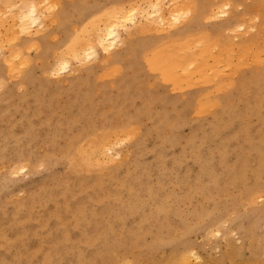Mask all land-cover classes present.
Segmentation results:
<instances>
[{
	"label": "bare ground",
	"instance_id": "1",
	"mask_svg": "<svg viewBox=\"0 0 264 264\" xmlns=\"http://www.w3.org/2000/svg\"><path fill=\"white\" fill-rule=\"evenodd\" d=\"M203 1H206L207 3L204 5V3L201 4V2H199L200 4L193 6L191 4H195V0H169L166 3H163L162 0H124V2H121L122 4L112 3L110 4V6L109 4L107 6H103L102 3H105V0H103L100 4V7L98 8L99 10L79 17V20H81L82 22L85 20L83 25H81L80 23V25L83 26L80 35L74 37V40H71L72 43H69L70 45L68 44L69 46L67 45V48L65 47L66 51L64 53L62 52V54H58V56L54 60V63L52 64L53 66H51L52 68L50 69L49 74L51 73L54 77L61 73L73 74L76 71V65L80 66V64L82 63L85 64L86 62L93 60L97 64L106 63L110 59L109 57L113 49H115V47H117L118 45H122L123 40L126 38V36L131 37L139 34H148L152 36L155 34H163V37L154 39L152 43L149 42L151 46L147 45V49H152L153 47L156 48L157 45L162 44L154 52H151L150 58L153 61V65L155 66V68L161 73V75L163 74L167 78L166 81L171 80L173 82V85L177 88H182L183 86H187L190 84L194 85L205 83L206 81H213L216 84L215 86H218L219 88L220 81L222 80L221 78L223 75H225L224 70L226 68H229L230 70H228L234 73L236 72V67H238L240 64L243 63L244 65H247L244 63L247 58L251 57V60L253 62L256 61V59L260 58L258 53H260L262 50L258 52L259 48L254 46L255 38L250 35V32L259 23L254 22L255 20L253 16H250V14L249 16L245 17V15H243V17H241L240 19H235L238 17V13L233 14V6L238 0ZM45 5L46 3L44 2V0H0V25L3 27L4 23L6 22L8 26H4V33L0 29V32H2V34L0 33V57H4V60L6 62H10L12 59H16V68L18 69V73L21 71V68L26 66V62L19 51H14L11 54V51L13 50H8V46L11 47L15 45L21 34L24 35L23 41H25L26 39H28L26 35L36 34L44 30L45 28H47V23H55L54 18H52V20L50 19L49 22H47L46 18H49L51 16V13L47 12L49 11V9ZM256 10L257 8H255V11ZM259 10H262V13L264 14V5H260L258 11ZM59 13H61V11ZM195 17L197 20L199 19V17H201L200 20L210 22H215L218 19H222L223 21L219 25H211L209 30L207 31H196V29H194L193 27V23L197 21ZM60 23L61 26L64 25L62 21H59V24ZM260 23H264V17L261 18ZM1 26L0 28H2ZM59 27L60 26H58L57 28ZM121 31L123 33V37L121 35ZM225 31L230 34L229 36H232L230 38H236L238 35H244L246 38H244L242 41H238L240 43L236 49V47H232V43H230L231 41L227 40V38L229 37L223 36V32ZM161 40H164V42H162ZM262 52L264 53V50ZM249 61L247 63H249ZM259 64H261V62ZM256 65L258 66V64ZM11 67L15 68V65L14 67ZM240 69L242 70V68ZM77 71H80V69ZM236 77H238L237 74ZM136 80H138V78L135 75L132 82L135 88H133L132 90H130L129 88H125V91L129 92L130 95H134L136 92L138 96L141 97L142 104L140 106H136L134 114L128 115L124 120L120 119V124L116 126L109 125L112 119H116L119 117L118 112H116L115 110L111 112V110L109 109L107 110V115L109 116L108 124L101 128L94 127L90 113H83L78 117H84L86 119L85 126L75 132L71 130V123L67 121L60 123L62 120H60L56 125H48L50 127V134H47L42 139L41 137H39V132L36 131L34 139H38V141L41 139L48 145L52 146V148H56L57 141L59 139H63L65 138V136L67 137V140L63 146H60L58 142V153H60V157L65 158V168L67 172L62 176L55 178L56 183L54 186H44V189L42 188L43 190H41V193H31V195L26 194L25 196L20 198V201L16 203L10 211H5V208L3 210L0 209V264H128L129 262L135 264L136 261L132 255L134 253L132 248L136 247V241L138 239L146 235H149L156 245V250L153 254V258L151 257V252L150 256L146 254L147 257L149 256L150 258H152L151 261H153L151 264H196L199 256L195 254V252H193L194 250L192 251L191 249V251H189V247H186L190 241L186 243L187 245L185 246L184 244L181 245L180 243L178 244L181 245L180 247L173 246L171 244L173 240L162 239L160 237L161 233L160 235L158 233V230L160 229H155V221H157L158 219H161L163 221L165 218L172 215L170 214L171 211H174L175 213V210H171L168 215V211L172 206L169 205L174 201L176 204V200L171 202L169 205H167L164 199H159V201H156L157 197L155 189L159 191V189L162 188V184L156 183L159 184L157 188H154V186L152 187L151 184H149L150 177H148V181L146 178L148 175V170L150 169L144 166L146 163L143 165L144 167L141 165L142 168L139 169V167V170L137 169L138 171L133 170L136 171L135 173L132 171L133 175L127 174L126 176L124 175L125 177L123 178L118 176L119 173L117 171V165L127 154L122 155V152H119L117 150L118 148L116 147L123 141L132 138L136 131L134 130L135 123L138 122L137 120H139L141 115H148V117L153 116L152 122L156 124L155 131L158 135H156V137H158V141L160 140L161 143L165 141H171L169 135L165 133L166 129H170L173 131L176 129L171 116L162 114L152 109V106L154 105L152 104L151 95L154 94L151 92V87H145L141 88L140 90L133 91L134 89H136ZM79 82L73 83L72 86H79ZM240 82L242 83V85H244L242 86L243 90L241 88H238L239 94L242 97L241 100L243 102V107H241V105L238 106V108L241 107L243 111L242 113H240L241 111L236 112L237 123L230 122L226 126V128L220 129H231L228 134L226 132V134L221 135L220 138H224L226 142L230 140L228 143H230L232 140L236 141L237 143H241L242 140H240V135H245L243 141L248 145L249 148L246 157L240 160V162L242 163L241 165L243 166V168H247L246 163L249 161V159L257 158L256 164L252 168L253 171L250 173L254 180H252L251 183L244 181L245 179H247V177H243L245 169H240L238 171H241L243 174V179L239 178L235 165L227 161V156H229L227 155V146H222V149L220 150L221 165L220 167H218V169L220 168L219 171L215 170V164L214 166H211L209 161V163L203 166L201 165L199 175L195 176L193 182L190 181L188 176L185 177L183 173L182 174L184 177H181L182 175L180 176L181 178L178 177L180 178V181L177 182V184H182V186L186 188L188 193L192 190H194V192L198 191L200 192V195L203 196V198H208L213 205L217 204V200L219 199L218 197H220L222 194H225L224 191L227 188L226 186H229V184L237 188V197L242 199H252L256 195H259L258 193L260 191H263V186L261 185L258 178V173L255 172L254 168L263 167L264 169V150L261 147L264 143L262 142L264 140V130L262 131L260 129L259 135L255 139H252V137L250 136L251 128L243 119V113L247 112L248 109H250V107H248L249 103L246 100V97L243 96L246 94V83H248V81L247 79L241 78ZM119 83H122V80H120ZM250 87H252L251 84L249 85V88ZM118 90L122 89L118 88ZM261 95H264V93ZM2 97H0V102L1 100L3 101ZM163 99L164 98H161L160 100ZM251 99L252 98H250V101ZM66 101L70 103V107H72V109L75 106H79V104L81 103L77 101L75 104H72L70 98H67ZM144 107H146V109H144ZM232 108L233 107L231 105L224 104L220 110V117L227 118L228 115H225V113H227ZM255 108L251 109L259 115L263 114L260 109ZM261 109L264 111V107H261ZM125 111V109L122 110V112ZM64 119L74 121V119L70 116H66ZM50 120L51 119L48 118L46 122L48 123ZM147 129L149 130V128ZM152 129H154V126L150 130L152 131ZM27 132L29 134H32L31 136L33 137V133L35 131L34 129H31V126H28ZM147 135L145 134V137H147ZM31 136L29 135L28 137ZM145 137L143 138L142 135V140L145 139ZM12 138H14V136H12ZM140 138H138V140ZM10 141L6 139L4 145L8 146L10 144ZM219 141L222 142V140ZM219 141L218 148H216L217 150L222 145ZM133 145H135V142ZM1 148L4 151L6 146H2ZM12 148L17 154V157L15 159V166L11 170V174L16 175L17 172H19L20 170L23 172V170H25L27 167V164H25L23 161H28L27 156H29V154H26L25 152L27 151L28 153L29 150L31 152H35V147L32 144H29L27 146V150H22L20 152H17L14 144ZM158 148L159 147L157 146V149ZM139 151L141 150L139 149ZM49 152L51 153V150H49ZM141 152L143 153V149ZM141 152L140 154H138V156L141 155ZM132 153L137 154V151ZM44 154L42 155L41 153V157H35L34 161L36 163H45L48 157L46 155L44 157ZM140 157L141 156H139V158ZM160 157L161 155L159 154L156 157L158 160L154 159L156 162L155 168H157V170L161 174L160 176H158V178L163 175L162 169L168 167V163L167 165L165 164L167 166L165 167L163 162L161 161V158L163 159V157ZM1 158H3V154L0 153V159ZM136 158L137 157H135V159ZM130 159L131 158L127 159V161H129ZM131 160L133 161V159ZM131 160L129 162H131L132 166L134 163L137 164L139 162L138 161L136 163L135 160L133 163ZM201 161L203 162L204 160ZM122 162L126 161L124 160ZM204 162L202 164H204ZM237 162L239 161L237 160ZM22 163H24L26 166L21 165ZM196 163L198 164V162ZM171 165L173 164H170V166ZM104 166H108L111 168L109 172L110 178L108 177V181L106 180L108 179L107 175H105L106 178H104L103 175V177H101V175L99 174H97V176L94 178L89 177L90 172L101 169ZM125 169L126 168H124V170ZM165 170L168 169H164V171ZM121 172L124 173L125 171L121 170ZM168 173L170 174V172ZM164 176L165 175H163L162 177L164 178ZM204 177L206 178V180L204 179ZM170 179L171 182L172 178ZM221 179L223 180V184L219 183V180ZM40 182L42 183V181ZM170 182L168 183L170 184ZM160 183L162 182L160 181ZM166 184L167 183H165V185ZM168 187L169 188L167 189L170 190V186ZM101 191H103V193H101ZM99 192L103 195L102 197H99ZM162 192L164 193V191ZM174 192L175 190L173 188V193ZM123 193H125V196L122 195ZM143 193L146 194L149 198H144ZM188 193L186 195H188ZM160 194L162 196V193ZM171 194L172 191L170 192V195ZM141 196H143L144 199H150V202L152 201L151 203L153 206L148 207V205L146 204L148 202L145 203L144 201H142ZM185 197L186 199H188V196ZM93 201H96V203L97 201H99L98 203H100V206L98 209H93V207L91 206V203H93ZM197 204L198 203H196V205ZM3 206L4 205L2 204V207ZM179 206L180 205H178V207ZM197 206L195 207L197 208ZM178 207L176 209L177 211ZM203 207L202 210L204 211ZM180 208H182V206ZM182 210L184 209L182 208ZM179 212L176 213L179 214ZM178 214H173L172 216L175 215L176 219H178V217L180 216H178ZM106 216L111 218H107V220ZM128 216L135 217L134 219L130 220V222L128 221V223ZM183 217L184 216H182V218ZM187 220L185 219V221ZM177 221L178 220H176V222ZM202 221L200 220L197 225H199V223ZM166 223L167 222L162 224V226H166ZM169 223L170 225L172 224L171 222ZM178 225L180 224L177 223V226ZM165 226H163L164 231ZM176 228L178 229V227ZM190 228L189 230L191 232L192 229ZM173 229L174 228H172V230ZM183 230H186V228L182 229L181 232ZM187 230L185 233H187ZM205 230L207 234L211 232V228L210 230H207V228ZM216 232L219 233L218 230ZM183 233L179 234L183 235ZM182 237L180 238L183 240V238H185L186 236H184L183 238ZM172 238H174V236ZM175 238H179V236ZM187 239L189 240L190 238L188 237ZM146 241L147 243H149L148 239ZM149 244L146 246H149ZM167 246L168 249L165 250ZM229 246V243H227L226 247L230 248V250L227 249L228 251L225 254L220 253L221 255H223L220 258L222 260H226V262H230V264H239L238 262L236 263L234 261V255L239 254L241 250H233ZM147 248L149 249V247H146V249ZM140 252L144 253V251ZM261 252L262 251H260V253ZM147 257L145 259H147ZM214 258L216 257L214 256ZM256 258L257 257H255V259ZM260 260L262 264H264V257L260 258ZM210 262L211 261L209 260L207 264H210ZM223 263V261H220L217 264ZM246 264L250 263L248 262Z\"/></svg>",
	"mask_w": 264,
	"mask_h": 264
},
{
	"label": "rangeland",
	"instance_id": "2",
	"mask_svg": "<svg viewBox=\"0 0 264 264\" xmlns=\"http://www.w3.org/2000/svg\"><path fill=\"white\" fill-rule=\"evenodd\" d=\"M102 1L103 0H101V2L100 0H44V2L46 3L45 6L49 9V11L47 12L51 13V16L49 18H46L47 22H49L50 19L52 20V18H54L55 23H47V28H45L44 30L36 34L26 35L28 39H26L25 41H23L24 35L21 34L15 45L11 47L8 46V50H13L11 51V54L14 51H19L22 54V57L26 62V66L21 68V71L18 73V69L16 68V59H12L10 62H6L4 60V57H0V97L4 95L2 97L3 101L1 100L0 102V153L3 154V158H1L3 160L0 159V209L3 210L5 208V211H10L12 207L20 201V198H22L26 194L31 195V193H41V190L44 189V186H54L56 183L55 178L62 176L64 173L67 172L65 168V158L60 157V153H58L59 145L63 146L67 140V137L65 136V138L59 139L57 141L56 148H52V146L48 145L46 142L41 140L44 136L50 134V127L48 125H56L60 120H62L60 123L67 121L72 124L71 130L75 132L85 126L86 119L84 117H78L80 114L83 113H90L95 128H101L108 124L109 116L107 115V110L109 109L111 110V112L115 110L119 113V117L116 119H112L109 125L116 126L121 123L120 119L124 120L128 115L134 114L136 106H140L142 104L141 97L138 96L136 92L134 95H130L129 92L125 91V88H129L130 90L135 88L132 82L134 76L136 75L138 80H136V89H134L133 91L140 90L141 88L145 87H151V92L154 94L151 95L152 104L154 105L152 106V109L162 114H167L168 116H171L173 124L176 126V129L174 131L166 129L165 133L169 135L171 141H165L161 143V141L159 140V143L158 137H156L157 132L155 131L156 124L152 122L153 116L148 117V115H141L139 118L140 121L137 120L138 122L135 123L134 130H136V135L134 134L135 136L133 135L132 138L123 141L116 147L118 148L117 150L119 152H122V155L127 154L123 157V160L120 161L121 165L120 163L117 165V171L119 173L118 176L123 178L127 174L133 175V172L135 173L136 171L141 169L142 166L146 163L144 166L150 169L148 170L145 167L148 170V175L146 178L147 181L148 177H150L149 184H151L152 187L154 186V188H157L159 184H162L161 189L163 190L159 189L158 191L157 189H155L156 197L158 199H156V201H159V199H164L167 205H169L171 202L176 200L177 206L175 204V201L169 205L172 206L168 211V215L171 210H175V213L174 211H171L170 214L172 215H176L178 214L176 212L182 211L178 214V216L180 215L181 218L180 216H177L178 219H176L175 215H171L169 216L170 218H165L167 221L165 219V221L158 219L154 223V226L156 227L155 229H160L158 230V233L159 235L161 233L160 237L162 239L173 240L171 243L173 246L180 247L182 244H184L185 246L187 245L186 243L190 241L186 247H189V251H191V249L192 251L194 250L193 252H195V254L199 256L198 261H200H196V264H207L209 260L211 261L210 264H217L220 261H223V264H230V262H226V260H222L220 258L223 256L221 254H225L228 251L227 249L230 250V248L226 247L227 243H229V247H231L233 250H241L239 254L234 255V261L236 263L238 262L239 264H246L249 262L250 264H262L260 258L264 257L263 167L254 168L255 172L258 173V178L260 180L261 185L263 186V191H260L258 193L259 195H256L252 199H242L237 197V188L233 187V185L230 184V187L226 186V184L225 186L227 188L225 187V194H222L223 196L221 195L220 197H218L219 199H221H218L219 201L216 198L217 204L213 205L208 198H203V196L200 195V192H194V190H192L188 193L186 188L183 187L180 183L177 184V182H179L180 178L184 176H188L190 181L193 182L195 176L199 175L201 165L203 166L209 163V161L210 165L214 166L215 164L214 169L219 171L220 168L218 169V167H220L221 165L220 150L222 149V146H227V155H229L227 156V161L235 165L239 178L243 179V174L241 171H238L240 169H245L243 177H247V179H245L244 181L251 183L252 180H254L250 173L253 171L252 168L256 164L257 158L249 159L250 162L248 161L246 163V167L248 168V170L247 168H243V166L241 165L242 163L240 162V160L246 157L249 148L248 145L245 144V142L243 141L245 135H240V140H242L241 143H237L234 140L228 143L230 140L226 142L224 138L221 139L220 137L221 135H225L226 132L228 134L231 129H220L226 128V126L230 122L237 123L236 112L241 111L240 113H242L243 111V109H241V107H243V102L241 100L242 97L240 96L238 90V88H241L243 90L242 86L244 85H242V83L240 82V79L243 78L247 79L248 81V83H246V94L243 96L246 97V100L249 103L248 107H250L247 112L243 113V119L245 120L246 124L251 128L250 136L252 137V139H255L259 135L260 129L262 131L264 130V111L261 109V107H264V95H261L264 93V53L262 52L264 50V23H260L261 18L264 17V14L262 13V10L258 11L260 5H264V0H238L234 4L233 14L238 13V17L235 19H240L241 17H243V15H245L246 17L250 14V16H253L255 20L254 22L259 23L250 32V35L255 38L254 46L259 48L258 52L262 50V53H258L260 58H255L256 61L254 62L251 60V57L247 58V61H244V63L247 65H244L242 63L238 67H236L237 73H232V71H229V68H226L224 70L225 75H223L221 78L222 80L220 81L221 85L219 84V88L218 86H215L216 84L213 81H206L205 83H199L194 85L190 84L187 86H183L182 88L175 87L171 80L166 81L167 78L163 74L162 76L161 73L155 68V66L153 65V61L150 58L151 52H154L162 44L157 45L156 48L153 47L152 49H147V45L151 46L149 42L152 43L154 39H159L163 37V34H155L152 36L148 34H139L131 37L126 36V38L123 40V44L118 45V48L115 47V49H113V54L111 53L109 57L110 59L106 63L97 64L93 60L86 62L85 64L82 63L83 65L80 64V66L76 65V71L80 69V71H77L78 73L76 71L73 74L61 73L55 77L51 73L50 75L49 72L52 68L51 66H53L52 64L54 63L55 58L58 56V54L60 55L62 54V52L64 53L66 51V46L69 43H72L71 40H74V37L80 35L81 30L83 29V26L81 25L84 24L85 20L82 22L81 20H79V17L85 16L90 12H95L99 10L98 8L100 7ZM122 1L124 2V0H105V3L102 4L103 6H107L108 4L110 6V4L112 3H121ZM168 1L169 0H162L163 3H166ZM195 2V4L191 5L196 6L197 4H200L199 2H201V4L204 3V5L207 3L203 0H195ZM255 8H257L256 11ZM60 11L61 13H59ZM200 19L201 17H199L198 20L196 19L197 21L193 23V27L194 29H196V31H207L209 30L211 25H219L223 21L222 19H218L215 22H210ZM59 21H62L64 25L61 26V23L59 24ZM4 26H7L6 22L4 23ZM4 26H1L2 28H0L3 33ZM58 26L60 27L57 28ZM2 32L0 33L2 34ZM121 35L123 37L122 31ZM229 35L230 34L227 33V31L223 32V36L229 37L227 38V40H230V43H232V47L234 46L236 47V49L240 43L238 41H242L244 38H246L244 35H238L236 38H230L232 36ZM161 41L164 42V40ZM248 61L249 63H247ZM260 62L261 64H259ZM256 64H258V66ZM14 65L15 68H12L11 66L14 67ZM240 68H242V70ZM232 74L234 75V77ZM236 74L238 77H236ZM78 79L80 80V82ZM120 80H122V83H119ZM77 82L80 83L79 86H72L73 83ZM228 82L230 83V87ZM250 84L252 87L249 88ZM118 88L122 90H118ZM249 97L252 98L251 101ZM67 98L71 99L72 104H75L77 101L81 103L79 104V106H75L72 109V107H70V103L66 101ZM161 98L164 99L160 100ZM156 100L161 103H158ZM224 104H228L233 107L231 110L225 113V115H228L227 118L220 117V110ZM238 106L241 107L238 108ZM254 106L257 109H260L263 114L259 115L255 113L251 109L255 108ZM123 109H125L126 111L122 112ZM144 109H146V107H144ZM66 116H70L74 119V121L64 119ZM48 118H50L51 120L47 123L46 121ZM28 126H31V129H34L35 131L33 133V137L31 136L32 134H29L27 132ZM153 126L154 129H152L151 131L150 129ZM147 128H149V130ZM36 131L39 132V137H41L39 141L38 139H34ZM145 134H148L147 137H145ZM29 135L31 137H28ZM142 135L143 138L145 137V139L143 140ZM12 136H14V138H12ZM137 137L141 140H138ZM6 139H8L9 141L11 140L8 146L4 145ZM219 140H222V142H220ZM218 141L222 145L217 150L216 148H218ZM13 142H15L16 144ZM134 142L135 145H133ZM262 142H264V140ZM13 144L14 147H16L17 152L27 150V146L29 144H32L35 147V152H31L30 150L28 151V153L27 151L25 152L26 154H29V156H27L28 161H23L25 164H27V170L25 169L23 170V172L20 170L19 172H17L16 175L11 174V170L15 166V159L17 157V154L12 148ZM156 145L159 147L158 149ZM2 146H6L4 151L1 148ZM261 147L264 150V143ZM139 149L141 151L143 149V153L139 151ZM49 150H51V153L49 152ZM136 151L137 154L132 153ZM140 152L141 155L139 156L141 157L139 158L138 154H140ZM41 153L42 155L45 153L44 157L46 155L48 158L45 163H36L34 159L35 157H41ZM158 153L161 155V157H163V159L167 158L166 160H163L160 157L165 167H167L166 165L168 163V167L162 169V173L163 175H165L164 178L162 177L163 175L158 178V176H160L161 174L159 173L157 168H155L156 162L154 159H157L156 157L159 155ZM135 157L137 158L135 159ZM129 158L133 159V161L130 159L133 163L135 160L136 163L139 161L138 163L140 165L138 163V165L134 163L132 166L131 162H129L130 160L127 161V159ZM217 158L219 159V161ZM124 160L126 162H122ZM201 160H204L206 163L203 161L204 164H202L203 162ZM237 160L240 162V164L239 162H237ZM196 162H198V164ZM24 163H22L21 165L26 166ZM170 164L173 165L170 166ZM124 168L126 169L124 170ZM110 169V167L104 166L101 169L90 172L89 177L94 178L97 176V174H99L101 175V177L104 176V178H106L105 175H107V178H110ZM120 169L125 172L122 173ZM164 169L168 170L164 171ZM168 172H170V174ZM182 173L184 174V176ZM109 178L106 180L108 181ZM170 178H172L171 182ZM204 179L206 180L205 177ZM40 181H42V183ZM160 181L162 183H160ZM219 181V183L223 184L222 179ZM168 182H170V184ZM165 183L167 184L165 185ZM168 186H170V190L167 189L169 188ZM173 188L175 190L174 193ZM162 191H164V193ZM171 191L174 195H170ZM176 192L178 194L181 193V196L178 195ZM183 192L186 193L184 194ZM101 193H103V191H101ZM101 193L99 192V197L103 196ZM160 193H162V196ZM187 193L188 195H186ZM122 195L125 196V193H123ZM185 196H188V199H186ZM144 198L149 197L144 194ZM144 198L143 196H141L142 201H144L145 203L148 202L149 204L146 203L148 207H152V201L150 202V199L147 200ZM98 202L99 201H97V203L96 201H93V203H91L93 209L99 208L100 203ZM1 203L4 205L3 207ZM196 203H198V206L196 205ZM178 205L180 206L178 207ZM181 206L184 210L180 208ZM195 206H197V208ZM177 207L178 211L176 210ZM202 207L204 211L202 210ZM182 216L184 217L182 218ZM134 217L135 216H128L127 222H130V220L134 219ZM107 218L111 217L106 216V219ZM185 219H188L189 221H185ZM176 220L178 221L176 222ZM179 220L184 222H180ZM198 220L203 221L200 222L199 225H197L199 222ZM165 222L167 223L166 226L163 225L165 226L164 231V227L162 226V224H164ZM169 222H171L172 224L170 225ZM177 223H179L180 225L177 226ZM176 227H178L179 230ZM172 228L174 229L172 230ZM185 228L186 230L188 229V234L185 233L186 230H183L184 233L183 231L181 232V230ZM189 228L192 229L191 232ZM206 228L207 230H210L211 228V232H209L210 234H207L205 230ZM216 229L219 231V233L216 232ZM170 233L172 237L174 236V238L170 236ZM179 233H183V235L186 237L183 238L184 236ZM178 236L179 238H175ZM187 236L192 239L188 240ZM180 237H182L184 241ZM147 239L150 244L152 243L151 245L147 243ZM180 239L183 243L180 242ZM179 243L181 245H178ZM192 243H194L195 245ZM148 244L149 246H146ZM154 245L155 243L149 235L138 239L136 241V247L132 248L135 253L132 254L136 261L135 264H151L153 261H151V259L153 258V254L156 250V245ZM146 247H149V249H146ZM167 249L168 246L165 248V250ZM259 250L262 252L260 253ZM140 251H144V253ZM150 252L152 254V258L149 257ZM146 254L149 256L147 257ZM145 256L147 257V259H145ZM214 256L217 259L214 258ZM248 256L251 259H249ZM254 256L257 258L255 259ZM128 264L134 263L129 262Z\"/></svg>",
	"mask_w": 264,
	"mask_h": 264
}]
</instances>
